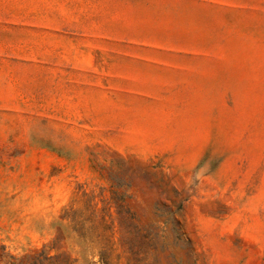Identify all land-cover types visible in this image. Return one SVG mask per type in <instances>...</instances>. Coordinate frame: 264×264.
Masks as SVG:
<instances>
[{"label":"rangeland","instance_id":"rangeland-1","mask_svg":"<svg viewBox=\"0 0 264 264\" xmlns=\"http://www.w3.org/2000/svg\"><path fill=\"white\" fill-rule=\"evenodd\" d=\"M0 264H264V0H0Z\"/></svg>","mask_w":264,"mask_h":264}]
</instances>
